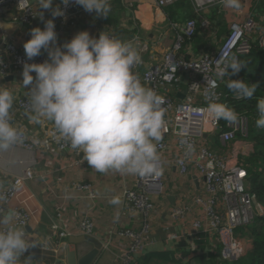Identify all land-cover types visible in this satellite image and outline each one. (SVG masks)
Listing matches in <instances>:
<instances>
[{
    "label": "crops",
    "instance_id": "1",
    "mask_svg": "<svg viewBox=\"0 0 264 264\" xmlns=\"http://www.w3.org/2000/svg\"><path fill=\"white\" fill-rule=\"evenodd\" d=\"M110 4L108 17H97L94 12L88 13L80 6L76 16H72L66 26H55L57 45H63L78 32L85 30L95 37L106 31L125 41H131L138 36L140 42L148 46V51L142 52L141 47L135 45L145 63L139 70L142 77L173 49L177 37L176 26L181 29L191 19L197 20L199 24L202 19L209 21L210 26L201 29V33L205 34L203 42H200V38L194 39L184 44L180 55L177 54V57L189 61L206 55V52L216 54L229 35L231 24L239 22V14H248L247 18L243 19L245 22L252 15L253 8L252 0H238L236 7H228L223 3L206 10L202 16H197L191 3L190 18L176 23L167 18L166 12L170 11L168 7L159 8L155 0H110ZM30 5L36 16L43 12L45 20L51 19L50 11L38 8L36 0H31ZM57 5L61 6L60 0H53V7ZM174 13H185L188 16L191 14L184 5ZM23 16L16 1L6 7L4 14L0 16V44L13 45L19 53L25 54L23 45L31 38V29H43L44 24L39 17L31 23H24ZM166 20H169L170 27L165 24ZM0 54L2 57H8L3 50ZM41 55L48 58L43 50ZM189 81V76H184L183 84L174 90L173 94L177 92L178 95V103L183 101ZM22 82V73L0 78V87H7L13 93L14 103L10 110L13 125L24 132L34 144L33 151H27L15 144L9 150L0 152V192L27 168H32L35 173L34 179L23 185L20 196L6 206V211L23 209L31 215L25 232L26 237L36 245L21 256V261L30 257L27 264H68V249L71 248L72 252L79 251V258L90 253L95 249L94 243L70 242L71 238L86 237L81 234L79 228L88 218L94 223L93 235L88 237L102 246L93 264H117L118 250H105L104 246L107 245L110 233L120 230L142 234L147 244L145 250L136 256L135 264H138L139 260L141 264H194V260L200 264L202 259L209 260L210 257L219 255L222 246L216 236L202 235L196 238L197 236L192 235L193 222L201 212L200 208L194 206V200L204 192L203 177L196 171L182 176L174 165L172 156H168L169 164L164 170L166 189L163 196L155 197L156 212L147 216L133 212L128 208L124 196L129 191H136L139 175H125L112 170L100 173L90 166L77 165L71 152L61 151L46 137L45 131L54 127L51 121L42 117L39 123L32 122L29 120L32 113L19 109L20 99H30L29 89L25 88ZM210 142L220 148V151L215 150L216 153L228 152L223 149L219 139L216 140V136L209 137V144ZM237 147L239 148V144H236ZM85 185L91 186V190H78V186ZM113 197H119L120 203H110ZM63 204L65 212L62 217V229L71 232L73 236L60 241L54 238L51 228L56 220V210ZM181 206H188L192 211L186 213L184 218L176 219L174 210ZM146 224L150 229L147 233L144 232ZM171 235L178 236V239H172ZM238 235L246 251L250 250L251 242L243 239L239 231ZM115 242L118 243V240ZM126 243L129 244L128 241ZM220 262L221 254L216 264Z\"/></svg>",
    "mask_w": 264,
    "mask_h": 264
},
{
    "label": "clouds",
    "instance_id": "2",
    "mask_svg": "<svg viewBox=\"0 0 264 264\" xmlns=\"http://www.w3.org/2000/svg\"><path fill=\"white\" fill-rule=\"evenodd\" d=\"M36 2L38 8L50 11L52 19L45 20L40 12L43 29L32 28L31 38L23 45L28 60L41 55L42 50L48 57L42 63L23 65L22 84L29 89L32 113L29 120L39 123L43 117L51 121L60 136L72 149L82 151L83 160L97 172L159 176L162 166L157 144L165 128L164 100L145 87L133 71L142 62L137 47L106 31L95 37L86 30L57 45L54 20L65 17L70 3L97 17H108L110 0H60L64 9L53 7V0ZM223 2L228 7L238 6V0ZM30 4L31 0H19L18 8L23 11ZM243 66L237 57L225 61L221 54L215 72L220 79L228 77L226 87L236 98L251 99L257 85L231 78ZM211 87H216L214 81ZM206 98L210 101L207 112L217 121L233 123L238 119L235 109L217 102L214 92ZM13 103V93L0 87V152L9 150L22 136L12 122ZM256 110V127L264 128V98L258 99ZM110 203L119 204V197ZM13 219V210L0 209V264H27L31 258L21 261V256L36 244L26 237L23 227L12 224Z\"/></svg>",
    "mask_w": 264,
    "mask_h": 264
},
{
    "label": "built area",
    "instance_id": "3",
    "mask_svg": "<svg viewBox=\"0 0 264 264\" xmlns=\"http://www.w3.org/2000/svg\"><path fill=\"white\" fill-rule=\"evenodd\" d=\"M19 0H0V16L4 14L6 7ZM159 8L164 9L182 0H155ZM197 16L213 7L223 4V0H189ZM61 8L65 6L61 4ZM80 9L79 5L70 3L65 9V17H57L54 20L55 26H66L72 16ZM23 22L31 23L39 17L36 16L31 7L23 11ZM45 19V17H44ZM52 19V17H51ZM206 29L210 26L207 19H202L199 24L197 20H189L181 29H176V41L173 49L163 56L159 64L150 68L142 77L139 74L141 67L145 65L142 55V62L135 65L133 71L138 75L145 87H150L164 100L162 107L165 110V128L162 139L157 144L158 153L161 157L162 173L157 175H139L136 191H129L124 198L130 210L141 213L145 216L156 212L155 197L163 196L166 187L164 186V170L169 164L168 156H172L174 165L182 176L196 171L205 180L204 192L195 197L196 208H200V215L193 222V237L199 238L202 235L216 236L222 246L221 261H234L242 257L245 246L238 236V230L250 226L262 215V209L258 204L257 197L248 189V173L240 162V155H245L253 150V145L248 142L249 118L245 114H239L238 119L233 123H227V130L220 132V120L217 121L207 112V104L210 102L208 93L214 92L218 97L217 102L223 103L225 94L221 92V80L216 76V61L222 58L230 60L232 56L239 59L240 55L249 54L252 44V34L261 36L260 44L264 47L262 33H258V24L251 18L243 23L231 24L230 33L216 54L204 55L197 59L185 60L177 57L182 50L185 41L191 42L197 35L199 28ZM131 42L139 45L142 52L148 51L147 44L140 42L137 36ZM5 51L8 57L0 54V78L19 75L23 71V65L27 63H42L47 58L39 55L28 60L26 55L8 44H0V52ZM223 66V65H221ZM35 76V73H32ZM184 76H189L190 81L187 91L184 92V99L178 103V95L173 94L176 88L183 84ZM216 87L212 88V82ZM20 110L31 113L30 99H20L18 102ZM22 132V131H21ZM46 137L61 151L71 152L76 158V164L89 166L83 160L82 151L72 149L70 143L60 136L55 127L45 131ZM206 136L208 139H206ZM218 137L223 148L228 152L225 154L216 153L209 144V137ZM240 144L239 152L232 153L230 147ZM16 145L27 151L34 150V144L27 135L22 132L20 141ZM189 145L192 146L189 150ZM252 145V146H251ZM35 173L32 168H27L23 174L14 178L11 183L0 192V209L6 211V206L18 198L23 190V185L33 180ZM80 191H90L91 186H78ZM192 210L188 206H181L174 210L176 219L184 218L186 213ZM65 205H60L56 210V220L52 225L51 232L54 238L63 241L70 239L73 234L62 229V217L64 216ZM31 221V215L23 209H16L12 224L17 227L27 228ZM94 223L88 218L80 226L79 231L84 236H92ZM149 225H145L144 232H149ZM172 239L178 236L171 235ZM118 240V243L115 240ZM105 250L116 248L117 264H135L136 256L141 254L147 244L142 234H136L131 230L113 231L109 235ZM129 242L127 244L126 242ZM195 249V246H193ZM61 264V263H57Z\"/></svg>",
    "mask_w": 264,
    "mask_h": 264
},
{
    "label": "trees",
    "instance_id": "4",
    "mask_svg": "<svg viewBox=\"0 0 264 264\" xmlns=\"http://www.w3.org/2000/svg\"><path fill=\"white\" fill-rule=\"evenodd\" d=\"M252 2L253 8L251 17L258 24V33H262L264 30V19L261 20L259 17H264V0H252ZM183 5L185 8L189 9L191 13L189 16L185 13H174V11L179 10ZM174 7L167 8L170 10L167 11L168 17L173 22L181 23L192 15V6L189 0H183ZM201 29V26H199L197 35L194 39L197 40L200 38L199 40L202 43L205 34L201 33ZM260 38V35L252 34L250 37L252 47L249 54L240 55L239 57V60L243 62L244 66L237 75L231 77L232 79H243L249 84H256L257 91L254 96L251 99L236 98L233 92L226 87L228 77L220 79V84L221 92L225 94L223 103L234 108L238 115L245 114L250 121V136L248 142L253 145V150L248 155L240 156V162L247 170L248 189L256 195L258 204L262 209V215H258L250 226L238 230L243 239L251 242V249L246 251L245 254L237 260L221 261L220 264H264V128H257L255 124L258 117L256 110L257 101L260 98H264V47L260 44ZM187 43L188 41H185L184 44ZM227 123L228 122L224 120H220V132L227 130ZM216 140H218V137H216ZM210 144L214 151H220L218 146H215V144L212 145V142H210ZM220 254L221 252L219 255L210 257L209 260L202 259L200 260V264H216ZM138 264H141L140 260Z\"/></svg>",
    "mask_w": 264,
    "mask_h": 264
},
{
    "label": "water",
    "instance_id": "5",
    "mask_svg": "<svg viewBox=\"0 0 264 264\" xmlns=\"http://www.w3.org/2000/svg\"><path fill=\"white\" fill-rule=\"evenodd\" d=\"M70 242L72 244H81L83 242H92L95 244V249L92 250L90 253L86 254L85 256L79 258L80 255L76 251H71V248L68 249V264H93L97 257L99 256L100 250L102 248L101 244L95 241L91 237H82V238H71Z\"/></svg>",
    "mask_w": 264,
    "mask_h": 264
},
{
    "label": "rangeland",
    "instance_id": "6",
    "mask_svg": "<svg viewBox=\"0 0 264 264\" xmlns=\"http://www.w3.org/2000/svg\"><path fill=\"white\" fill-rule=\"evenodd\" d=\"M174 5H176V3L175 4H173V5H171V6H174ZM61 7V6H60ZM80 7V6H79ZM243 14H239L240 15V20H239V22L238 23H243L244 21H243V19H245V18H247V15L248 14H246L245 12H242ZM166 15H167V12H166ZM167 18H168V16H167ZM248 18H251L252 19V17L251 16H249ZM259 19H261V20H263L264 19V17H259ZM169 21V20H168ZM167 20H166V22H165V24H168L169 25V27H170V24H169V22H168ZM231 27V26H230ZM262 39L264 40V34H263V36H262ZM13 46V45H12ZM217 46H219V45H217ZM209 53L208 52H206V55H208ZM7 78V77H6ZM166 117V115H164V118ZM206 139H208V137L206 136ZM252 146V145H251ZM224 149V148H223ZM230 149L232 150V153H236V152H239V150L241 149V145L239 144V148L237 147L236 148V144L235 145H232L231 147H230ZM225 150V149H224ZM251 152V151H250ZM248 154V153H247ZM240 160V159H239ZM238 236H240V235H238ZM193 263L194 264H197L198 262L196 261V260H194L193 261Z\"/></svg>",
    "mask_w": 264,
    "mask_h": 264
}]
</instances>
